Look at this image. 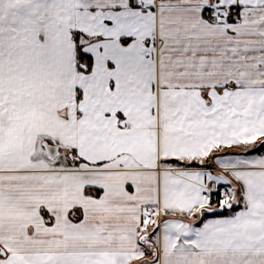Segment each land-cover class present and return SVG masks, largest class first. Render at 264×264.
Masks as SVG:
<instances>
[{"label": "snow or ice", "instance_id": "snow-or-ice-1", "mask_svg": "<svg viewBox=\"0 0 264 264\" xmlns=\"http://www.w3.org/2000/svg\"><path fill=\"white\" fill-rule=\"evenodd\" d=\"M0 264H264V0H0Z\"/></svg>", "mask_w": 264, "mask_h": 264}]
</instances>
